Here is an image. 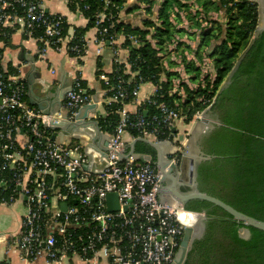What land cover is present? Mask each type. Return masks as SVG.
I'll return each instance as SVG.
<instances>
[{
  "label": "built area",
  "instance_id": "2783aa9c",
  "mask_svg": "<svg viewBox=\"0 0 264 264\" xmlns=\"http://www.w3.org/2000/svg\"><path fill=\"white\" fill-rule=\"evenodd\" d=\"M145 1L125 0L120 6L113 0H103L93 16L97 43L110 47L116 66L121 65L117 59L121 49L116 42L124 36H108V32L120 24L126 5L138 3L137 6L144 10L149 8ZM247 1L256 3L255 0ZM74 8V13L84 18L77 3ZM152 12L156 9L151 8ZM64 24L66 21L61 15L46 13L41 0H0V39L7 37L5 31L10 27L19 28L25 37H32L33 31L38 30L41 33L38 38L40 56L49 49L58 52L65 46L66 52L76 54L72 58L79 60L85 54V40L82 39L83 56H78L80 51L73 43V32L62 36ZM127 39L131 47L138 46L135 37ZM122 51L129 79L125 80L124 74L115 75L110 85L111 80L104 73L97 77L104 87V98L112 91L104 100V106L111 103L118 106V121L113 134L108 135L103 152L89 142L65 140L62 134L48 127L64 116L72 119L78 110L91 104L79 77L65 94L61 111L44 116L26 105L23 85L15 78L5 79L0 54V204L10 206L18 200L23 201L25 211L13 239L23 264L32 262L40 253L48 262L77 258L85 264L96 261L172 264L185 228L179 218L180 212L189 218L200 216L184 211L172 201L162 200L158 195L159 176L155 174V167L144 156L127 155V146L132 141L146 139L154 143L169 142L174 149L172 152L178 151L182 157L183 141L188 137L185 133L181 145L177 144L178 136L172 131L185 126L184 117L177 102L169 106L154 100L161 91L160 86L137 104L134 114L127 111L126 106L136 103L139 89L145 83L138 77V71L129 70V49ZM95 54H101L100 48ZM172 61L176 64L172 72L177 76L170 80L171 87L166 94L168 97L176 94L183 103L184 88L192 91L198 85L186 75L181 59L173 58ZM190 62L199 70V86L203 87L204 79L213 81L216 72L209 59L197 62L190 57ZM134 78L137 84L132 81ZM128 97L133 100L125 104ZM142 105L151 107L154 113L144 116L145 112L140 110ZM203 112L196 113L189 125L199 120ZM53 136L56 138L51 140ZM126 136L129 137L127 142L124 141ZM85 149H91L94 168L104 164L100 172L88 170L90 160ZM108 194L117 196L114 212L107 210ZM62 204L66 207L64 212L60 208Z\"/></svg>",
  "mask_w": 264,
  "mask_h": 264
},
{
  "label": "trees",
  "instance_id": "16d2710c",
  "mask_svg": "<svg viewBox=\"0 0 264 264\" xmlns=\"http://www.w3.org/2000/svg\"><path fill=\"white\" fill-rule=\"evenodd\" d=\"M66 1L72 12L77 3L87 19L84 28L73 29V43L79 47L78 56H83L82 39L87 31L94 28L93 16L101 8L103 0ZM113 1L120 6L125 2ZM189 1L164 0L158 14L161 22L159 28L150 20L143 21V28L120 23L108 32V36H124L121 47L129 49L127 63L130 65V72L138 71L143 84L151 83L161 87V91L154 97L155 101L169 106L177 102L185 125H189L196 113L210 108L220 125L202 137V153L209 156L210 160L201 162L197 167V188L201 193L219 199L234 210L264 222V32L256 34L257 4L247 0H194L198 10L192 14V4L189 5ZM83 7H87V10H83ZM173 7L184 13L187 28L193 32L175 29L169 23L171 15L178 23L182 22L178 15H169ZM68 28L67 24L63 25L62 36L67 35ZM5 33L7 37H1L4 44L10 39V32ZM40 35V31L35 30L32 38L38 42ZM129 36L137 39V47H131L127 39ZM175 37H185L195 43L194 50L183 42H178L173 49L174 53L181 55L184 71L190 81L198 85L195 90H184L186 97L183 103L176 94L171 97L166 94L171 87L170 82L158 81L163 74L158 54L161 51L167 52V46L174 42ZM148 40L154 42V47ZM39 45L38 43V47ZM185 52L192 53L196 61H201L204 57L211 61L216 72L213 81L204 79L203 87L199 86V70L193 63L186 64ZM169 64L174 65L171 62ZM234 67L236 69L229 85L220 91ZM98 68L96 77L101 73L100 67ZM117 69L118 73H115ZM125 72L124 64L114 65L113 71L105 75L112 85L115 75L124 74L123 78L129 79ZM164 74L168 80L177 76L175 73ZM4 76L5 79L8 78L7 75ZM136 80L134 78L132 81L137 84ZM80 83L85 95H91L85 83ZM111 92L104 99L109 98ZM23 100L25 101V95ZM132 100V97H128L125 104ZM140 110L147 117L154 113L146 105H142ZM104 113L97 117L98 126L107 135H111L118 121V106L116 103L104 106ZM130 135L135 137L134 133ZM135 154L150 156L154 159L150 164L154 166L155 152L148 145L137 142ZM184 210L203 214L205 218L202 222V235L192 242L184 264H264L262 231L243 226L207 202L190 201ZM241 229L250 232L248 240L239 237Z\"/></svg>",
  "mask_w": 264,
  "mask_h": 264
},
{
  "label": "crops",
  "instance_id": "0c3cea01",
  "mask_svg": "<svg viewBox=\"0 0 264 264\" xmlns=\"http://www.w3.org/2000/svg\"><path fill=\"white\" fill-rule=\"evenodd\" d=\"M143 1V0H141ZM43 9L48 15H61L66 24L69 26L67 34L70 35L74 28H84L86 26V20L79 14L72 12L66 0H41ZM164 0L145 1V4L149 7L141 10L137 4L130 3L124 7V11L121 16L122 24L129 25L133 28H143V21L150 20L157 28L161 26V22L158 18L159 11L162 8ZM190 6V12L193 14L196 10V4L194 0L188 2ZM151 8H155L156 12L151 13ZM178 15L182 22L178 23L176 19L171 15ZM169 23L175 29H188V24L185 21L184 13L179 11L176 7H173L170 11ZM154 19L156 21H154ZM185 25V26H184ZM153 30V29H152ZM151 30V31H152ZM10 39L4 44L0 39V51H1V66L4 75L8 78H15L17 82L23 85L25 89V103L28 107H34L29 104V97L39 96V93H45L46 97L53 99L57 93H64L69 89L76 77H79L81 81L85 83L86 88L91 92V104L94 109L87 113L88 120L96 121L97 117L104 115V88L96 77L98 67H100L101 73L109 74L113 70L114 57L112 50L106 44L101 45L97 43V36L95 29H90L84 35L85 40V54L77 60L69 56L65 50V46L61 47L60 51H54L53 49L47 50L44 56H40L37 40L32 37H25L19 28L12 29L10 27ZM124 39L118 38L117 46L121 49L117 59L122 65L125 64V52L121 47ZM151 46L154 47V42L148 40ZM178 42H183L194 50V47L189 45L184 39H178L175 37L174 42L167 46V52L161 51L158 54L161 62V68L163 74L158 79L159 83H167L170 80L167 79L164 73H175L172 69L176 68V64L172 61L173 58L181 59V55H177L173 52ZM189 42L194 43L189 40ZM195 46V44H194ZM100 48L101 54L97 56L95 50ZM186 64L190 57L194 55L192 53H184ZM205 58V57H204ZM195 60V59H194ZM196 61V60H195ZM169 62L174 65H170ZM199 62V61H197ZM192 63V62H190ZM176 76H173L174 78ZM157 85L144 84L140 87L136 103L129 104L126 109L129 113L134 114L137 109V104H141L144 98L152 95L154 88ZM187 88H184V90ZM190 91V90H189ZM61 108H63L64 99L60 102ZM35 108V107H34ZM33 108V109H34ZM37 110V109H36ZM65 115V111H64ZM194 124V123H192ZM179 126L176 135L182 136L187 132L191 125ZM99 127V126H98ZM101 133L106 134L101 130ZM67 140L66 137H64ZM23 143L24 140L21 139ZM64 140V141H65ZM124 141H129V137L126 136ZM169 152V151H168ZM145 157V156H144ZM25 208L22 200L16 201L10 206L0 204V264H23L19 259V251L13 245V239L17 235L20 228V221L24 214ZM28 264H85L79 259H68L56 262H48L43 253H40L36 258ZM93 264H107L103 261H96Z\"/></svg>",
  "mask_w": 264,
  "mask_h": 264
},
{
  "label": "water",
  "instance_id": "95a60500",
  "mask_svg": "<svg viewBox=\"0 0 264 264\" xmlns=\"http://www.w3.org/2000/svg\"><path fill=\"white\" fill-rule=\"evenodd\" d=\"M260 3V26L256 28V34L264 32V0H258ZM237 66V65H236ZM236 67L230 72L226 81L222 84L220 91L225 89L232 77ZM70 90L67 89L64 93H57L53 99L46 97L45 93H39L37 98L29 97V104L34 106L44 116H52L55 113L61 111V101L64 99L65 94ZM94 109L93 105H86L82 107L77 113L68 119L67 116L59 121L49 125L48 127L55 130L57 134H62L67 140L77 142H89L91 146H95L100 151H104L106 146L108 135L101 133L96 121L88 120L87 113ZM210 108H207L199 121L196 122V126L190 136L186 140V146L182 154L180 162L176 165L166 159L169 155L168 150L172 148L169 142L154 143L146 139H136L127 146V155H135V144L137 142L144 143L151 147L155 152L156 161L154 163L155 174L159 176L160 187L158 188V195L164 201H172L180 208L184 210L185 205L190 201H202L207 202L231 216L236 222L241 223L245 227H251L264 233V222L258 221L254 218L246 216L229 205L223 203L219 199L209 196L205 193H201L197 188L196 171L200 162L210 160L209 156H203L198 148L196 142L199 138L206 135L214 127L209 121L207 113ZM145 116V113H144ZM218 122L215 126H219ZM174 134L175 131H172ZM56 136H53L51 140H54ZM180 141L183 138L180 137ZM91 149H85L86 155L89 157L90 164L88 170L97 173L104 168V164L94 168V160L90 156ZM103 154V153H102ZM199 155V156H198ZM103 156V155H102ZM126 156H123L125 158ZM145 159L149 161V157L145 156ZM187 188V191H182V188ZM107 210L114 212L117 210V196L115 194H108L106 196ZM61 210L64 212L66 207L61 205ZM185 211V210H184ZM204 215L200 214L193 229L185 227L183 230L182 239L180 241L176 256L172 264H184L186 255L190 250L191 244L196 239L198 232L203 231L202 222L204 221ZM239 237L248 240L251 234L248 230L241 229L239 231Z\"/></svg>",
  "mask_w": 264,
  "mask_h": 264
},
{
  "label": "flooded vegetation",
  "instance_id": "af4514ba",
  "mask_svg": "<svg viewBox=\"0 0 264 264\" xmlns=\"http://www.w3.org/2000/svg\"><path fill=\"white\" fill-rule=\"evenodd\" d=\"M207 115H208V117H209V121H210V123H212V125H214V127H216L215 126V123L216 122H218L219 123V121L216 119V118H214L213 117V114L209 111V113H207ZM220 124V123H219ZM213 127V128H214ZM210 132V131H209ZM208 132V133H209ZM184 135H182V136H178V141H177V144L178 145H181V142L182 141H180V137H184L185 136V133H183ZM203 137V136H202ZM202 137L201 138H199L198 140H197V142H196V147L198 148V150H199V152L203 155V156H205L203 153H202V150H203V140H202ZM183 140H184V138H183ZM171 153H174L173 155L171 154ZM199 156V155H198ZM146 157H149V162L150 161H152V160H154L153 158H151L150 156H146ZM166 159L168 160V161H171L172 163H174V164H178L179 162H180V160H181V156L179 155V153H178V151H174V152H169V155H167L166 156ZM155 161H156V157H155ZM153 163H155V162H153ZM201 163V162H200ZM199 163V164H200ZM198 167V166H197ZM159 187H160V182H159ZM188 189L187 188H182V191L184 192V191H187ZM203 232V231H202ZM202 232H201V234H200V232H198V234H197V237H196V239H194V240H197V239H199L200 237H201V235H202ZM193 240V241H194Z\"/></svg>",
  "mask_w": 264,
  "mask_h": 264
},
{
  "label": "rangeland",
  "instance_id": "374dc122",
  "mask_svg": "<svg viewBox=\"0 0 264 264\" xmlns=\"http://www.w3.org/2000/svg\"><path fill=\"white\" fill-rule=\"evenodd\" d=\"M255 1H256V3H257V11H258V23H257V27H259V26H260V17H261L260 9H259V8H260V3H259L258 0H255ZM218 19H219V18L217 17V20H218ZM203 25H204V24H203ZM184 26H185V25H184ZM192 32H193V31H192ZM192 32H191V33H192ZM182 39H183V40L185 39V40L187 41V43H189V45H191L192 47L195 48V46H194L195 43H191V42H189V40H188L187 38H185V37L182 38ZM203 113H204V112H203ZM203 113H202V114H203ZM201 117H202V116H201ZM201 117H200V118H201ZM197 121H199V120L196 119L195 122H194V124H192L191 127L189 128V130L186 132L187 137H189L190 134L192 133V131L194 130ZM187 137H186V138H187ZM186 140H187V139H186ZM183 144H185V146H186V141H185V142L183 141Z\"/></svg>",
  "mask_w": 264,
  "mask_h": 264
},
{
  "label": "bare ground",
  "instance_id": "6f19581e",
  "mask_svg": "<svg viewBox=\"0 0 264 264\" xmlns=\"http://www.w3.org/2000/svg\"><path fill=\"white\" fill-rule=\"evenodd\" d=\"M173 150H174L173 148H170L168 151L172 152ZM179 218H180V220L183 221L185 227H190L192 229H193L194 224L196 223V221L198 219V218H195V217L194 218H191V217L189 218L188 216H186L184 214V212H180Z\"/></svg>",
  "mask_w": 264,
  "mask_h": 264
}]
</instances>
